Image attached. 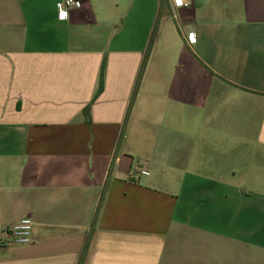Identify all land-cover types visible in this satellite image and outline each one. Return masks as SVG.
<instances>
[{
	"label": "crops",
	"instance_id": "0c3cea01",
	"mask_svg": "<svg viewBox=\"0 0 264 264\" xmlns=\"http://www.w3.org/2000/svg\"><path fill=\"white\" fill-rule=\"evenodd\" d=\"M60 1L0 0V264H264V0Z\"/></svg>",
	"mask_w": 264,
	"mask_h": 264
},
{
	"label": "built area",
	"instance_id": "2783aa9c",
	"mask_svg": "<svg viewBox=\"0 0 264 264\" xmlns=\"http://www.w3.org/2000/svg\"><path fill=\"white\" fill-rule=\"evenodd\" d=\"M175 7H188L189 2L186 0H172ZM82 4L81 0H61L57 4V9L60 14V17L63 13L67 15L69 12L77 7H80ZM65 19V18H64ZM190 40L193 41V37H190ZM34 226V222L26 217L22 219L15 225H12L5 231V238L12 243L17 244H27L31 242V234Z\"/></svg>",
	"mask_w": 264,
	"mask_h": 264
},
{
	"label": "trees",
	"instance_id": "16d2710c",
	"mask_svg": "<svg viewBox=\"0 0 264 264\" xmlns=\"http://www.w3.org/2000/svg\"><path fill=\"white\" fill-rule=\"evenodd\" d=\"M152 40H153V37H152ZM152 42V41H151ZM151 46V45H150ZM149 50H150V47H149V49H148V52H149ZM102 80H101V84H100V90L99 91H101L102 90ZM86 114H87V110H86Z\"/></svg>",
	"mask_w": 264,
	"mask_h": 264
},
{
	"label": "clouds",
	"instance_id": "9594fccd",
	"mask_svg": "<svg viewBox=\"0 0 264 264\" xmlns=\"http://www.w3.org/2000/svg\"><path fill=\"white\" fill-rule=\"evenodd\" d=\"M67 17V14L66 13H63L62 16H61V19H64Z\"/></svg>",
	"mask_w": 264,
	"mask_h": 264
}]
</instances>
